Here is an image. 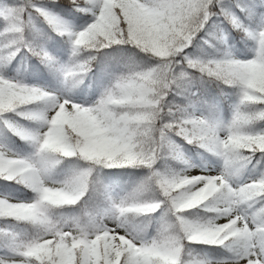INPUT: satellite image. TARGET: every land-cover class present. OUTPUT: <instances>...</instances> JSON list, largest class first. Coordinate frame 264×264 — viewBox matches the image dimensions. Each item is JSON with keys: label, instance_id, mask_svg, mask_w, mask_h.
<instances>
[{"label": "snow or ice", "instance_id": "obj_1", "mask_svg": "<svg viewBox=\"0 0 264 264\" xmlns=\"http://www.w3.org/2000/svg\"><path fill=\"white\" fill-rule=\"evenodd\" d=\"M0 181V264H264V0H0Z\"/></svg>", "mask_w": 264, "mask_h": 264}, {"label": "rangeland", "instance_id": "obj_2", "mask_svg": "<svg viewBox=\"0 0 264 264\" xmlns=\"http://www.w3.org/2000/svg\"><path fill=\"white\" fill-rule=\"evenodd\" d=\"M18 67L20 68V73H21V78H26L28 79V73H31L33 70V62L29 59H23L21 61L20 64H18ZM42 68V66H40ZM46 71V70H45ZM36 76L40 78L41 82H45L41 76V74L39 72L36 73ZM29 82H35L34 80L30 79ZM230 109L223 111V115L227 118L228 116H230ZM194 171H199V169H195ZM128 180H124L123 182L117 180V184L120 183H127ZM5 183V182H4ZM4 183H0V184H4ZM18 188V187H16ZM0 195H8V196H12L15 197L16 199H26L27 197L24 196V194L22 192H18V191H14L12 189H2L0 188ZM30 196V195H29Z\"/></svg>", "mask_w": 264, "mask_h": 264}, {"label": "trees", "instance_id": "obj_3", "mask_svg": "<svg viewBox=\"0 0 264 264\" xmlns=\"http://www.w3.org/2000/svg\"><path fill=\"white\" fill-rule=\"evenodd\" d=\"M46 27V26H45ZM55 34H53V36H54ZM61 38H59V37H55V39L52 41V43L53 44H55L57 41H59ZM230 43H232V45H233V47H234V49H236L237 51H243L242 49H241V47H240V43H236V42H234V41H230ZM241 43H242V41H241ZM64 48L66 49L67 48V45H64ZM64 58H67V56L65 55V57ZM32 61V60H31ZM33 62V61H32ZM190 147V146H189ZM193 155V158L197 161V162H200V158H199V156H196L194 153L192 154ZM125 180H127V179H125ZM18 187H20L19 185H17ZM26 191V190H25ZM195 247H197L198 249L199 248H202V246H195Z\"/></svg>", "mask_w": 264, "mask_h": 264}]
</instances>
